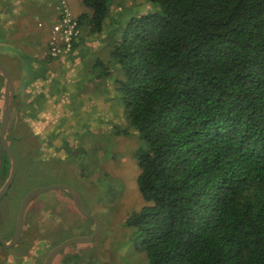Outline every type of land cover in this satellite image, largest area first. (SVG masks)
Instances as JSON below:
<instances>
[{"label":"trees","instance_id":"obj_1","mask_svg":"<svg viewBox=\"0 0 264 264\" xmlns=\"http://www.w3.org/2000/svg\"><path fill=\"white\" fill-rule=\"evenodd\" d=\"M142 1L155 9L128 17L124 1L83 0L76 18L107 38L92 69L144 143L152 204L127 225L148 264H264V0Z\"/></svg>","mask_w":264,"mask_h":264},{"label":"rangeland","instance_id":"obj_2","mask_svg":"<svg viewBox=\"0 0 264 264\" xmlns=\"http://www.w3.org/2000/svg\"><path fill=\"white\" fill-rule=\"evenodd\" d=\"M117 1L127 5L123 12L128 17L131 11L155 9L142 0L134 4ZM28 2L23 3L25 7L19 0H0V60L11 74L16 93L7 140L18 163L15 180L0 200V235L7 240L12 237L20 202L28 191L66 184L80 192L100 225L92 241L65 247L52 264H148L147 253L126 222L134 212L152 204L138 186L141 168L136 153L144 143L135 130H126L121 102L107 87L110 77L97 76L99 69H92L98 57H107V38L92 39L87 54L79 55L78 43L82 35L87 37L84 25L72 51L54 57L49 49L51 27L61 13L67 11L77 18L82 13L90 15L91 10L83 0ZM23 6L29 10L21 14ZM3 27L7 28L5 35ZM78 56L86 57V62L79 63ZM79 69L81 74L91 69L90 78L79 77ZM5 87L0 71V123ZM83 88L93 89L94 97L81 98ZM99 91L109 95L103 99L107 103L110 98L109 112H101ZM5 153L2 159L7 158ZM9 164L8 175L0 177V189L11 173V159ZM94 229V220L77 209L66 190L46 191L28 204L20 241L8 248L0 244V264H44L54 246L88 236Z\"/></svg>","mask_w":264,"mask_h":264},{"label":"water","instance_id":"obj_3","mask_svg":"<svg viewBox=\"0 0 264 264\" xmlns=\"http://www.w3.org/2000/svg\"><path fill=\"white\" fill-rule=\"evenodd\" d=\"M0 71L2 72V74L6 80L5 104H4V109H3L1 123H0V167L2 164L1 154H2L3 150H5L8 153V155L12 161L11 173H10L7 181L3 185V187L0 189V200H1L5 196V194L8 192L12 183L15 180L17 170H18V163H17L16 155H15L12 147L9 145L8 140H7L8 126H9L11 116H12V113H13V110L15 107V99H16V97H15V94H16L15 93V86H14V83H13V80H12V77H11V74H10L8 68L4 65V63L1 60H0ZM53 189H64V190H66L71 195V197L73 198L77 209L83 215L94 220L95 229L88 236L73 237V238L67 239V240L57 244L56 246H54L49 251V253L47 254L44 264H52L55 257L58 255V253L62 249H64L65 247H67L69 245L77 244V243L89 242V241H92L94 239V237L96 236V234L98 232L99 225H100L98 217L96 215L90 213L87 210L86 205L84 203V200H83L80 192L77 189H75L69 185H66V184H59L58 183V184H52L49 186H42V187L34 188V189L28 191L23 196V198L20 202L19 211H18L16 224H15V229H14L12 237L10 238V240H7L0 235V243L4 247H7V248L12 247L20 241L22 234H23V229H24V215H25V211H26L28 204L37 196L41 195L42 193H44L46 191H50Z\"/></svg>","mask_w":264,"mask_h":264},{"label":"built area","instance_id":"obj_4","mask_svg":"<svg viewBox=\"0 0 264 264\" xmlns=\"http://www.w3.org/2000/svg\"><path fill=\"white\" fill-rule=\"evenodd\" d=\"M51 30L49 49L50 54L54 57L72 51L75 41L81 34L77 19L67 11L61 13L59 20L52 25Z\"/></svg>","mask_w":264,"mask_h":264},{"label":"crops","instance_id":"obj_5","mask_svg":"<svg viewBox=\"0 0 264 264\" xmlns=\"http://www.w3.org/2000/svg\"><path fill=\"white\" fill-rule=\"evenodd\" d=\"M92 44V38L91 37H84L83 35H82V37H81V39H80V42L78 43V53H79V55H81V54H83L84 56H85V54H87V50H88V48L90 47V45ZM84 56H78V60H79V63H81L82 64V61H84L85 59H86V57H84ZM88 57V56H87ZM41 60L40 59H37V62H40ZM85 62H86V60H85ZM90 71H91V69L89 70V69H85V70H83V73L84 74H81V71H80V69H79V71H78V76L79 77H87V78H90V76H91V73H90ZM82 75V76H81ZM107 87L110 89V86H108L107 85ZM84 89V90H83ZM83 89H81V98H85V97H87L85 100H87L88 99V96H89V98L90 97H94V91H93V89H91L90 91H87V89H85V88H83ZM109 89H107L106 90V92L109 90ZM111 90V89H110ZM68 93L70 94V92H69V90H68ZM80 94V93H79ZM98 95H100L101 96V100H100V102L99 103H102L101 104V109H102V113H103V109L105 110V111H107V112H109V110H108V107H109V99H107L105 102H107V103H104L103 102V99L105 98V96H107V94L104 96V95H102V92L101 91H99V94ZM96 97V96H95ZM109 97V95L107 96V98ZM80 98V96H78V99ZM95 99V98H94ZM93 99V101H92V103H94V105H96V106H98L99 105V103H98V101H97V103H96V101ZM80 100V99H79ZM102 101V102H101ZM89 102L91 103V99H89ZM107 108V109H106ZM101 109H98V110H101ZM100 112V113H101ZM97 113H99V112H97Z\"/></svg>","mask_w":264,"mask_h":264}]
</instances>
